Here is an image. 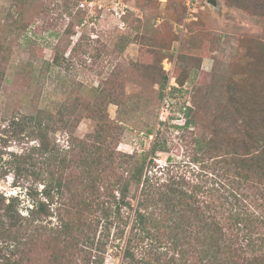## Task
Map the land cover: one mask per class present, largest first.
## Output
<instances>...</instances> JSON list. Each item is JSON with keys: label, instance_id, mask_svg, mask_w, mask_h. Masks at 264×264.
I'll list each match as a JSON object with an SVG mask.
<instances>
[{"label": "trees", "instance_id": "obj_1", "mask_svg": "<svg viewBox=\"0 0 264 264\" xmlns=\"http://www.w3.org/2000/svg\"><path fill=\"white\" fill-rule=\"evenodd\" d=\"M228 3L264 15V0ZM13 17L21 35L27 26L21 13L15 11ZM239 45L241 54L230 61L229 75L220 77L215 67L202 97L195 89L193 106L184 107V127L200 126L205 133L193 138L191 162L197 169L155 166L145 162L143 153H116L110 142L118 141L120 125L109 118L103 101L90 104L76 98L62 102L55 113L39 106L21 118L14 116V126L25 132L29 145L20 153L2 152L9 158L2 161L6 170L1 173L33 175L43 187L27 216L19 214L17 196L0 193V237L11 252L5 264H30L25 253L19 254L20 245L37 233L46 242L49 264H102L110 228L122 238L129 222L124 264H150L135 255L145 240L170 254L160 264H264V43L241 39ZM7 58V50L0 48V87ZM63 65L56 53L47 69L64 70ZM158 69L162 98L167 77ZM184 80L176 77L170 90H178L174 85ZM209 97L214 106L203 121L198 116ZM107 102L120 105L113 97ZM81 116L93 121L88 141L72 140L62 152L50 134L71 130ZM74 145L84 146L81 156L75 157ZM51 216L56 222L49 226Z\"/></svg>", "mask_w": 264, "mask_h": 264}, {"label": "rangeland", "instance_id": "obj_2", "mask_svg": "<svg viewBox=\"0 0 264 264\" xmlns=\"http://www.w3.org/2000/svg\"><path fill=\"white\" fill-rule=\"evenodd\" d=\"M112 1L0 0V48L8 52L0 87V165L9 158L2 152L20 153L29 145L25 132L14 126V116L21 118L39 106L55 113L62 102L80 98L90 104L103 101L109 118L120 125L118 141L110 142L115 152L143 153L145 162L155 166L197 169L191 162L193 138L205 133L200 126L184 127V107L193 106L195 89L199 88L198 98L202 97L215 67L220 77L229 75L230 61L241 54V39L264 43V15H251L229 0H214L215 4L208 0H121L128 8L119 24L109 11ZM15 11L27 26L21 35L16 31ZM56 53L64 61V70L47 69ZM159 66L169 87L176 77H185L183 85H174L178 90L164 89L162 98L157 84ZM108 97L117 98L120 105L108 103ZM213 106L209 97L198 118L208 121ZM92 129V119L81 116L76 127L56 129L50 136L65 152L74 140L88 141ZM83 151L84 146L74 145L75 157ZM3 170L0 166V193L17 196L18 212L27 216L33 202L41 198L43 182L33 175L14 177L13 172L3 174ZM136 196L133 185V207ZM48 219L49 226L56 222L55 216ZM129 227L130 222L122 238H116L114 227L110 228L102 264H124ZM45 246L37 233L32 241L20 245L19 254L25 253L30 264H49ZM135 255L143 262L160 264L170 254L159 243L145 240ZM10 256L0 237V264Z\"/></svg>", "mask_w": 264, "mask_h": 264}, {"label": "built area", "instance_id": "obj_3", "mask_svg": "<svg viewBox=\"0 0 264 264\" xmlns=\"http://www.w3.org/2000/svg\"><path fill=\"white\" fill-rule=\"evenodd\" d=\"M127 4L121 0H113L111 6L109 7L110 13L119 20V24H123V17L127 11ZM174 84V80H173ZM168 88H170L168 86Z\"/></svg>", "mask_w": 264, "mask_h": 264}, {"label": "water", "instance_id": "obj_4", "mask_svg": "<svg viewBox=\"0 0 264 264\" xmlns=\"http://www.w3.org/2000/svg\"><path fill=\"white\" fill-rule=\"evenodd\" d=\"M208 2H211L212 4H215L214 0H208Z\"/></svg>", "mask_w": 264, "mask_h": 264}]
</instances>
